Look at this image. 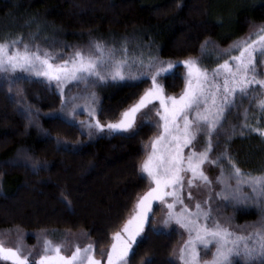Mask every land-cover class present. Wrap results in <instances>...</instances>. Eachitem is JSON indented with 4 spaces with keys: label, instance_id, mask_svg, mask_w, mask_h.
Here are the masks:
<instances>
[{
    "label": "trees",
    "instance_id": "obj_1",
    "mask_svg": "<svg viewBox=\"0 0 264 264\" xmlns=\"http://www.w3.org/2000/svg\"><path fill=\"white\" fill-rule=\"evenodd\" d=\"M218 4L222 8L214 13ZM263 24L264 0H0V38L27 39L39 29L37 43L65 56L77 48L87 50L98 40L117 48L127 41L130 51L151 53L163 61L191 58L208 70L215 66L213 55ZM258 71L264 73V67ZM183 76L184 68L177 64L161 79L166 94L182 92ZM149 85L150 80L131 79L90 85L89 91L96 94L97 118L102 123L119 119ZM11 87L10 93L0 75V238L21 233L32 246L34 233L82 236L86 243L94 242L99 257L100 250L109 247L111 233L129 216L136 197L147 190L139 165L155 129L142 124L135 135L88 139L77 123L63 116L55 85L27 78L15 80ZM244 109L249 123L255 125L259 118L264 126V113L255 100L250 104L249 99L238 98L218 129L219 136L213 138L211 156L215 159L227 148L243 172L261 175L264 139L247 130L240 134ZM223 166L228 168L226 161ZM209 174L215 181L219 167L212 165ZM219 190L213 183L209 205L214 219L245 234L264 220V201H224L215 195ZM156 212L154 208L153 215ZM153 221L149 219L143 237L133 246L130 264L173 261L181 234L173 229L156 231Z\"/></svg>",
    "mask_w": 264,
    "mask_h": 264
},
{
    "label": "snow or ice",
    "instance_id": "obj_2",
    "mask_svg": "<svg viewBox=\"0 0 264 264\" xmlns=\"http://www.w3.org/2000/svg\"><path fill=\"white\" fill-rule=\"evenodd\" d=\"M37 33H30L27 39L0 38V75L9 83L10 93L15 80L36 78L50 87L55 85L64 111L68 84L83 85L87 89L89 85L108 81H151L139 99L115 121L102 123L97 118L94 91L88 93L83 106L72 97L68 111L73 120L79 114L78 109L86 112L88 119L78 123L82 130L87 129L90 138L104 132L135 135L137 115L148 116L154 111L158 118L154 121L156 134L145 144L146 156L139 165L148 187L136 197L123 225L111 233V243L106 250H100L99 258L94 242H57L48 238L49 233H43L35 252L25 250L19 239L14 244L0 239V264H130V253L145 232L154 202L161 205L160 223L165 228L174 224L186 235L181 245L173 249L174 259L170 264H264V220L245 234L243 229L238 231L213 218L211 197L203 201V206L196 201L190 207L182 195L187 189L191 201L192 188L211 187L216 183L220 190L215 195L224 201H264V174L243 172L227 148L215 159L211 156L216 147L213 138L226 113L237 106L238 98L249 99L250 104L254 99L255 107L264 113V78H260L264 73L258 71V67H264V26L257 28L255 39L249 37L233 45L238 54L218 63L211 74L198 60L163 61L151 53L130 51L127 41L117 48L98 40L91 42L87 50L77 48L65 56L42 48L36 41ZM177 64L185 69L184 88L179 95H168L160 81L173 73ZM28 115H33L30 109ZM243 117L240 134L244 135L247 130L264 139V126L260 125L259 118L255 125L249 123L248 109H244ZM201 137L203 145L197 149ZM223 161L227 162V169ZM205 164L219 167L220 174L215 181L205 173ZM245 187L250 192H245ZM145 264L152 262L148 259Z\"/></svg>",
    "mask_w": 264,
    "mask_h": 264
},
{
    "label": "rangeland",
    "instance_id": "obj_3",
    "mask_svg": "<svg viewBox=\"0 0 264 264\" xmlns=\"http://www.w3.org/2000/svg\"><path fill=\"white\" fill-rule=\"evenodd\" d=\"M251 1H254L255 3H258L261 0H251ZM221 8L222 7L219 4L216 5V8L214 9V13L217 12L218 10H220ZM260 26H264V24L260 25ZM260 26H257L255 28L250 29L246 36H244L242 39H240L239 41L235 42L234 44H232L229 47L228 50H230V51H225L223 53H216L215 52L216 55L215 56L213 55V58L216 60L214 68H216V65L218 63H223V61L225 59H228L229 55L238 54V50L233 48L232 47L233 45H235L238 42L243 41L245 39H249V37L251 39H255L256 38V34H257V28L260 27ZM203 67H205V66H203ZM214 68H212V69H214ZM211 71L212 70H209L210 74H211ZM184 73H185V69H184ZM150 84H151V81H150ZM89 88H90V85H89V87L87 89H85L83 85L77 86L74 83L73 84H68V85L65 86V97H66V100H67V104L64 107V111H61V112L63 113V116L65 118H67L71 122L77 123L80 128H81V126L79 125L78 121L87 120L88 119L86 112H84L82 108L78 109L79 114L75 117V120H73L72 117L68 116V111H69V109H70V107H71V105L73 103L72 97H76L77 98L75 100V103L80 104L81 106H83L85 104L86 97L88 96V93L91 92V91H89ZM154 103L158 106V102H154ZM61 108H62V106H61ZM151 108H152V105H149V109H151ZM143 111L148 112V109H145ZM156 119H158V118L155 117L154 111H152L148 116H143V117L140 114H138L137 115L138 127L140 125H142V124H150L156 131V128L154 127V121ZM141 121H144V123H141ZM82 131L88 137V139L97 138V136H99V135H109L107 132L95 133L90 138L87 135V129H84ZM113 134L128 135L127 133H113ZM218 136H219V134H218ZM202 145H203V138L201 137L200 138V142L197 144V149L202 147ZM187 151H188V149H185L186 153H187ZM145 156H146V151H145ZM211 167H212V165H210V164H205L204 165V171H205V173L208 175V177L210 179H211V177H210V174H209V170H210ZM147 183H148V181H147ZM212 189H213V184H212L211 187H194V188H192L191 189V194H192L193 199L191 201H189V199H188V190L187 189H185V191L182 193V195L184 196L185 203L189 204L190 207H194V204H195L196 201H200L202 203V206H203V201H205L206 199H208L209 197L212 196ZM154 208H157V212L155 213V215H153L154 214ZM162 216H163V212L161 210V205L159 204V202H154L153 203V212L150 213V218H152V217L154 218V221H153L154 229L156 231H161V232H167V231L173 229V230H176L177 232H179L181 234L182 241L184 239H186V235L182 234L183 230L179 229L178 226L172 224V225H169L167 228H165L164 225L160 223ZM147 224L145 225V228L147 227ZM42 234H43L42 232L36 233V234L34 233V236H35L34 240L35 241H34V245H32V246L31 245L29 246L25 242V236H24V234H21V233L9 234V235H6L5 237H2L0 239H4L9 244H14L17 241V239H19L20 242L22 243V245L24 246L25 250H33L35 252V251H38V249H39L38 239L42 240V238H43ZM143 235H144V233L141 235V237L138 238V241L143 237ZM59 237H61V235ZM59 237H56V236H53V235H50V234L48 236L49 239H52V240L57 241V242L66 241L69 244H71L73 242H78L80 244L86 243L82 236H77V237H70V236H66L65 237V236H63L61 238H59ZM182 241H181V243H182ZM204 258L208 259V258H210V256L204 257Z\"/></svg>",
    "mask_w": 264,
    "mask_h": 264
}]
</instances>
